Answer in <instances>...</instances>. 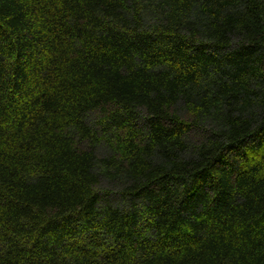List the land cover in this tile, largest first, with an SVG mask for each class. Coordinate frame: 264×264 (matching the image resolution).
Masks as SVG:
<instances>
[{
	"label": "trees",
	"instance_id": "1",
	"mask_svg": "<svg viewBox=\"0 0 264 264\" xmlns=\"http://www.w3.org/2000/svg\"><path fill=\"white\" fill-rule=\"evenodd\" d=\"M0 264H264V0H0Z\"/></svg>",
	"mask_w": 264,
	"mask_h": 264
}]
</instances>
